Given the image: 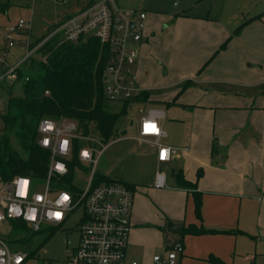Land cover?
<instances>
[{
    "label": "crops",
    "instance_id": "1",
    "mask_svg": "<svg viewBox=\"0 0 264 264\" xmlns=\"http://www.w3.org/2000/svg\"><path fill=\"white\" fill-rule=\"evenodd\" d=\"M114 2L119 9H123L116 0ZM78 8L77 6L76 10ZM134 10L145 12L141 9ZM176 16L177 21L187 25L177 38L186 48L195 47L210 36L209 53L199 63L202 66L217 49L215 47L225 40V35L220 34L219 30L216 34L217 28L209 29L206 17L185 12ZM261 18L251 20L243 29L248 32L254 28L257 32L264 29ZM143 24L141 40L131 44L137 48L138 54L141 46L142 49L149 46L148 38L153 34H149L152 22L147 20L146 12ZM176 44L180 45V42ZM227 52L228 50L222 51V55L217 53L213 58L221 57L227 64ZM141 56L142 60L139 64L136 61L135 65V76L138 73L136 80L143 90L150 92V99L157 102H146L143 103L146 104L144 107H140L145 109L154 106L163 109L165 118L161 103L175 99L174 103H182L189 113L184 116L187 118L186 126L176 122L179 128H183L182 136L186 140L183 138L182 143L166 139L164 118L162 120L165 136L161 138V142L173 148L167 162L156 160L157 147L151 143V139L138 138L139 119L136 133L119 137L120 140H135L149 148L154 170L147 179L124 177L113 174L110 170L99 172L132 185V227L127 256L135 259L138 264H155L152 259L154 254L161 253L166 244L180 240L177 232L160 229L165 225L166 219H170L179 224L191 223L215 230L185 234L181 238L182 251L177 254L175 264H212L208 261L211 254L220 258L224 264H264V254L256 252L257 248L264 249V94L239 88L208 91L206 88L200 89L193 81L194 84L187 86L186 90L184 88L179 97L165 98L164 93L159 90L152 92L146 88L149 86L148 71L142 66L153 61V58L144 50ZM22 58L17 62L20 63ZM214 59H211L212 62ZM198 65L188 73L187 79H226L223 77L225 72L216 74V69H213L211 73L210 63L202 69L200 65L197 68ZM228 70L235 72L231 68ZM6 71L7 69L0 77ZM245 74L261 77L262 72L257 68L256 71L247 70ZM258 81L238 79L233 82L240 85ZM171 161V174L168 175L161 169V165L167 166ZM198 170L201 171L200 176H197ZM157 172L164 174L162 186L155 185ZM179 173L195 182L197 191H200L201 219L195 214L194 195L191 190L178 186L176 178Z\"/></svg>",
    "mask_w": 264,
    "mask_h": 264
},
{
    "label": "built area",
    "instance_id": "2",
    "mask_svg": "<svg viewBox=\"0 0 264 264\" xmlns=\"http://www.w3.org/2000/svg\"><path fill=\"white\" fill-rule=\"evenodd\" d=\"M144 17V11L119 9L114 0H95L65 16L49 35L61 31L64 38L70 41L83 35H93L102 43L109 44L112 52L104 69V95L109 101L122 102L143 91L135 76L138 51L130 42L141 40ZM25 27L28 23L19 19L10 29ZM36 46L28 47L25 57ZM17 64L7 69L0 79L3 76L12 79ZM138 111L141 112L138 138L151 139L157 147L156 160L167 162L173 148L161 142L165 136L163 109L139 107ZM37 131V143L50 153L46 175L41 182H34L23 174L0 181V225L19 219L32 231H39L43 225L54 231L78 210V240L74 246L67 248L64 264H138L127 256L133 189L118 180L96 181V174L99 173L96 164L105 148L99 136L93 132H78L77 123L66 118L59 121L43 118ZM72 138L86 143L77 152L79 164L75 165L70 178L58 182L59 178L69 174L67 160L70 158ZM84 172H87L86 183L80 186L75 183V176ZM163 183L164 174L157 172L155 185L162 186ZM11 246V242L0 234V264H30L29 260L34 255ZM181 251L182 243L175 240L166 244L162 252L154 254L152 259L155 264H175Z\"/></svg>",
    "mask_w": 264,
    "mask_h": 264
},
{
    "label": "rangeland",
    "instance_id": "3",
    "mask_svg": "<svg viewBox=\"0 0 264 264\" xmlns=\"http://www.w3.org/2000/svg\"><path fill=\"white\" fill-rule=\"evenodd\" d=\"M86 1L88 0H0V74L15 65L22 57H25L29 41L41 37L47 32L49 26L63 17L73 14L76 7L80 8L82 3ZM116 1L121 8L126 10H145L147 20L152 22L149 34L150 32L153 34L148 38L149 46H145L143 49L141 46L137 62L139 64L142 60V50L153 58V61H149L142 66L143 69L148 71L149 86H146V88L152 92L159 90L164 93L163 97L165 98L179 97L188 88L179 92L180 84L189 78L188 73L192 72L196 64H201L202 60L207 57L209 43L211 42L209 40L210 36H208L197 46L186 48L185 44H182L181 40L177 38L187 25L182 21H177L178 16L176 14L185 12L189 15L206 17L208 28H217L216 34L219 30L220 34L225 35L224 39H226L243 19L264 11V0ZM19 19L28 23L29 30L24 28L20 30L10 29L16 25ZM261 19L264 21V14ZM144 23H146V20H144ZM243 28L229 38L224 48L217 52L222 55V51L228 50L229 62L227 64L221 57L214 59L217 53L212 58L215 61H209L211 73L213 69H216V74L225 72L223 77L226 79L193 80L200 89L206 88L208 91L226 89L228 91L239 88L244 91H255L264 94V29L257 32V29L254 28L249 33ZM179 42L180 45H177L176 43ZM34 52L35 50L31 54ZM205 52L206 56L204 57ZM202 55L204 58H202ZM199 65L197 68H199ZM228 68L233 69L235 72L228 70ZM257 68L262 72L261 77H252L245 74L247 70L256 71ZM136 79H138V73H136ZM238 79H255L259 81L239 85L233 82ZM6 80V82H10L11 78ZM139 86L142 87L140 84ZM5 97L6 94L2 91L0 93V113L4 109ZM145 105L140 102H133L115 124L114 137L104 143L105 148L98 157L96 164L98 172L110 170L111 173L116 175L142 180L147 179L153 172L154 165L151 161L150 150L145 144H139L132 139H119V137L133 135L137 132V122L141 115L138 108ZM161 106L166 114L164 118V129L167 132L166 139L182 143L185 139L182 136L183 128H179L176 122L184 123L186 126L187 118L184 116L189 113L188 110L182 103H171L167 106L163 101ZM120 107V101H110L108 103L110 111H118ZM1 125L0 118V129ZM93 134L95 135V133ZM171 165L172 161L167 166L161 165V169L170 175ZM86 178L87 172L77 173L74 181L78 185L84 186ZM79 217L80 212L76 210L56 230L51 231L49 226L43 225L39 231H29L24 243L12 245L11 247H19L28 253L33 252L34 258L29 260L30 264H64L67 248L74 246L78 240L79 235L76 226ZM10 228H12L10 221L0 225V234L6 239L13 235V229L10 230ZM28 234L30 237H28ZM258 251L260 255L264 254V249L259 250L257 248L256 252ZM260 259L257 258V260Z\"/></svg>",
    "mask_w": 264,
    "mask_h": 264
},
{
    "label": "trees",
    "instance_id": "4",
    "mask_svg": "<svg viewBox=\"0 0 264 264\" xmlns=\"http://www.w3.org/2000/svg\"><path fill=\"white\" fill-rule=\"evenodd\" d=\"M88 0L81 8L93 3ZM261 11L243 19L219 47L205 60L202 69L215 54L224 48L226 42L238 33L253 19H260ZM63 19V18H62ZM57 21L47 28V32L35 40L29 41L28 47L38 45L33 54L25 57L14 69V77L6 82V76L0 79V93L6 94V101L0 113V181H5L15 175H27L34 182H41L46 175L50 153L38 143L37 126L41 119L49 118L59 121L63 118L77 123L78 132L82 134L95 133L103 143L114 137V127L126 113L133 102H157L150 99V92L143 90L139 95L121 102L118 111H110L103 90L104 69L112 52L111 46L102 43L96 36L83 35L75 41L64 38L61 31L49 35L60 23ZM24 29L29 30V27ZM199 69V70H200ZM194 84L192 79H186L180 84L183 90ZM175 99L166 102L174 103ZM78 138L71 139L70 158L67 160L69 174L59 178L58 182L67 181L75 165L79 164L77 152L85 145ZM14 144H16L14 146ZM213 148V144H212ZM201 171H197L200 176ZM96 181H122L132 188L129 182L97 173ZM178 186L190 189L194 195V210L201 219V195L196 189V183L177 175ZM66 187V186H64ZM13 235L7 239L13 246L24 243L27 239L29 226L22 220H10ZM161 230H173L178 233L180 242L185 234H201L214 232V229L202 225L179 224L166 219ZM28 237L30 235L28 234ZM30 255H34L30 252ZM212 264H224L214 255L208 256Z\"/></svg>",
    "mask_w": 264,
    "mask_h": 264
},
{
    "label": "water",
    "instance_id": "5",
    "mask_svg": "<svg viewBox=\"0 0 264 264\" xmlns=\"http://www.w3.org/2000/svg\"><path fill=\"white\" fill-rule=\"evenodd\" d=\"M132 24H133L132 22L129 23L130 26H132Z\"/></svg>",
    "mask_w": 264,
    "mask_h": 264
}]
</instances>
